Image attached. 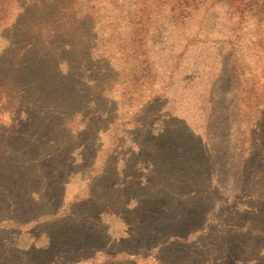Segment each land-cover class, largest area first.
Here are the masks:
<instances>
[{
	"label": "rangeland",
	"instance_id": "obj_1",
	"mask_svg": "<svg viewBox=\"0 0 264 264\" xmlns=\"http://www.w3.org/2000/svg\"><path fill=\"white\" fill-rule=\"evenodd\" d=\"M78 1L82 8L89 3V0ZM105 1L94 0L99 14L96 24L94 23V30L90 33V39L86 43V49L79 53L72 47L63 48L62 45L66 43L63 40L65 38L57 37L51 44L38 42L36 52L39 51L44 54L42 56H50L54 60L59 59L57 56H60L70 61L71 73L78 78L72 76L69 82L72 91L79 87L73 79L86 82L89 78H93L96 81L95 92L104 94L93 96L88 93L84 97L86 100L84 106H81L85 108L78 113L93 122L96 115L94 103H102L109 113L103 127L116 117L118 120L121 119V124L124 125L133 120V112L141 100L131 101L123 97L122 92L133 88L131 95L134 94L137 99L147 94L149 82L145 75L148 71L151 75H156V87L160 88L161 92L163 89V99L154 102L144 113H141L137 119L142 122V126H135L132 123L128 133L120 128V122H115L109 131L101 136V145L90 143L85 136L80 137L78 146V141L72 144L74 155L69 156L67 160L77 158L78 161L80 159L83 161L69 163L65 168L69 177L65 186L66 199L63 208L72 203L71 206L55 222L40 219L33 220L21 226L22 228L11 226L10 230L0 229V264H55V259L61 255H64L65 262L73 260L74 264H122L123 262L159 264L155 260L156 252L161 250L163 253L165 250L159 237L150 240L154 241L153 243L160 242L159 248L150 250L139 246V250H143L140 257L130 256L127 257L128 260L123 258L129 255L122 252L120 247L131 248L130 243L121 246V240L130 233V225L126 220L129 219L135 224L132 227H135L139 235L152 230L154 221L143 220V216L149 211L156 192L155 190L150 192L152 195L150 200L141 196L149 191L144 182L162 188L172 181V177L197 173L203 168L209 169L210 164L205 161L206 154L203 148L205 142L216 144L220 150L225 146L223 140L227 131L224 129L225 123L222 129L225 115L221 111L225 103L219 99L221 95L219 93L225 85V79L220 74L221 58L230 60L234 58L240 70H243L244 75L239 79L245 83L237 85L236 88H239L235 91L244 98L242 110L250 114L254 111L256 103L264 101L262 89L264 20L262 18L244 19L240 27L243 31L238 35L241 44L239 48L229 42L221 44L223 38L231 35V32L224 28L229 0H204L203 4L188 17L178 22L168 19L164 12H159L158 17L147 22L145 16L137 13L138 9L144 7V0H117L116 7L106 4L108 2ZM31 14L40 16L41 13L37 8L29 9L27 14L17 13L14 3L11 11L7 12L6 20L0 24V36L3 32L8 33L7 25L10 20H14L18 24L14 31L16 36L29 38L25 34L24 27L31 20L29 19ZM134 15L142 18L137 19V22L141 21L137 27L142 29L137 37L133 34L134 24L129 22ZM1 27L5 29L1 30ZM133 37L145 43L144 48L141 49L145 55L139 56L137 61L130 62L131 55L128 54L125 58L122 54L130 52ZM5 43L0 37V50ZM232 50L234 55L229 56ZM49 51L51 54L48 55ZM3 52H0L2 58L10 61L7 56L9 53ZM248 67L253 71L251 72ZM52 70L56 75L60 73L58 69ZM243 90H248V94L242 95ZM109 100L112 101L110 105L106 103ZM78 101L79 99L74 96L73 104H78ZM127 102H130V105H126ZM10 106L16 127L0 130V165L29 148L28 156L31 158L29 162L32 166H29L31 167L29 170L34 171L36 167L42 165L39 158L41 150L53 152L55 149L51 150L45 146L46 142L42 137H45L47 132H40L36 125V120L41 116L37 111L36 101L24 100L21 97L13 101L11 97L8 98L7 93L5 98L0 95V122L5 123L4 126L8 124L10 110L7 109ZM72 109L64 113H58L56 110L58 115H45L51 121H55L63 118L64 115L76 113V110L72 111ZM26 111L28 119H25ZM162 124H167L171 130L182 131L177 137L183 149H187L188 160L183 161L180 158L181 153L177 147H169L165 151L161 150L160 140L151 141L150 135L157 134L159 138L162 134ZM147 135L149 137L145 141L144 136ZM161 136V140L165 141L164 135ZM174 136L175 134L170 133L171 138ZM59 137H62V134ZM178 139H174V143ZM196 139L204 145H198ZM41 144L44 146H39ZM142 146L143 153L136 158V153ZM166 156L169 160H166ZM36 157L39 161L34 160ZM162 157L164 160L156 163ZM155 163L157 165H154ZM199 185L203 184L200 182ZM253 188L254 186L249 190L253 191L252 197L264 199V187L263 190L254 188L257 193ZM224 192L228 193L227 188ZM85 194L89 196L87 199L73 203L75 196L83 197ZM137 195L142 197L140 202L148 203L136 214L126 215V207L135 206ZM26 198L30 197L26 196ZM206 198L209 199V196L199 195L197 200L203 203ZM210 199L217 204L215 210L217 214L218 212L231 214L230 206L222 205L223 195L217 188L213 190ZM168 201L172 202V205L175 202L171 198ZM214 212L208 216V222L212 224L216 216ZM44 232L51 237L46 249L43 248L46 241ZM243 244L240 246L241 253L247 249ZM32 246L35 247L23 251ZM112 257L117 260H111Z\"/></svg>",
	"mask_w": 264,
	"mask_h": 264
},
{
	"label": "trees",
	"instance_id": "obj_2",
	"mask_svg": "<svg viewBox=\"0 0 264 264\" xmlns=\"http://www.w3.org/2000/svg\"><path fill=\"white\" fill-rule=\"evenodd\" d=\"M106 1V4L116 7L117 0ZM88 2L82 8L78 0H0V24L6 20L7 12L11 11L14 3L17 13L27 14L29 9L34 8L39 9L41 13L40 16L31 14L29 16L31 20L25 24L24 31L29 38L16 36L14 31L18 24L14 20H10L7 25L8 33L3 32L0 36L6 42L0 52L9 53L7 56L11 59L7 61L0 54V95L5 98L7 93L8 98L11 97L13 101L20 97L24 100L36 101L37 111L41 115L36 120V125L40 132H47V135L42 137L46 142L45 146L51 150L55 149L53 152L41 150L39 158L42 165L41 167L33 166L36 167L34 171H30L32 166L29 162L31 159L28 156L29 148L0 165V229L10 230L11 226L22 228L21 226L33 220L47 219L44 221L55 222L60 219L72 204L63 208L66 199L65 186L69 177L65 168L69 163L83 161V159L78 161L77 158L67 160L69 156L74 155L72 144L78 141V146L80 137L85 136L90 143L101 145V136L107 133L115 122H120V128L128 133L132 123L135 126H142V122L137 119L141 113H144L154 102L163 99V89L161 92L160 88L156 87V75H151L148 71L145 75L149 82L147 94L137 99L134 94L131 95L133 88L122 92V96L131 101L141 100L133 112V120L127 124H121V119L118 120L116 117L103 127L109 113L105 105L100 102L94 103L96 115L93 119L95 121L92 122L78 113L85 108L81 106H84L86 101L84 97L88 93L93 96L104 93L95 92L97 87L93 78H89L86 82L73 79L79 87L72 91L69 82L72 76L77 77L71 73L70 61L60 56H57L59 58L57 60L50 56L44 57L43 53L36 52V47L38 42L51 44L54 38L61 37L65 38L63 40L66 42L62 45L63 48L72 47L79 53L86 49V43L90 39V33L94 30L99 14L94 0ZM144 2V7L138 9L137 13L145 16L147 22L158 17L159 12H164L171 21L178 22L188 17L192 11L203 4L204 0H144ZM228 8L224 28L230 31L231 35L222 37L221 44L229 42L240 48L238 35L243 31L240 27L247 17L264 20V0H229ZM137 19L142 18L134 15L129 21L134 24L133 34L136 37L142 30L137 27L141 23V21L137 22ZM5 27H1V30ZM144 46L145 43H142V40L133 37L130 52L122 55L125 58L128 54L131 55L130 62L137 61L139 56L145 55V52L141 50ZM49 54H51L50 51ZM233 55L232 50L229 56ZM220 64V74L225 79V85L219 93L221 94L219 99L225 103L224 108L221 109L225 115L222 129L225 123L224 129L227 131L223 140L225 146L220 150L210 141H206L204 145L196 139L198 145H204L205 161L210 164L209 169L203 168L197 173L172 177V181L162 188L150 182H144L149 191L141 196L150 200L152 197L150 192L154 190L156 195L151 200V206L144 214L143 220L151 219L154 225L152 230L139 235L135 227H132L135 224L129 219L126 220L130 225V233L128 237L121 240V246L130 243L131 248L120 247L122 252L129 255L123 257L126 260L130 256H141L143 250H139V246L151 250L155 247L159 248L161 242L165 250L163 253L159 250L155 256L159 264H264V199H254L253 191H249L252 186L261 190L264 187V101L256 103L254 111L250 113L251 117L250 114H246L242 110L244 98L235 93L239 88L236 86L245 83L239 79L244 75L243 70H240L234 58L231 60L221 58ZM248 68L251 72L253 71L251 67ZM52 69H58L60 73L56 75ZM262 89L264 93V86ZM247 91L243 90L241 94H248ZM74 96L79 99L76 105L73 104ZM106 103L110 105L112 101L109 100ZM126 105H130V102ZM11 109V106L7 109L10 110L8 124L4 126L5 123L0 122V130L16 127ZM70 109L76 110V113L64 115L63 118L55 119V121H51L46 116L58 115L56 110L58 113H64ZM7 110L4 111L7 112ZM28 118L26 111L25 119ZM92 123L95 125L93 126ZM167 124H162V134L159 138L157 134L150 135L151 141L160 140L161 150L165 151L169 147H177L181 153L180 158L183 161L188 160L187 149H183L178 139L180 136L178 134L182 131L171 130ZM170 133L175 136L171 138ZM60 134L62 137H59ZM161 135H164L165 141L161 140ZM148 137L149 135L144 136L145 141ZM174 139H178L177 142L174 143ZM142 153L143 146L138 149L136 158ZM39 158L36 157L34 160L39 161ZM156 163L154 165H157ZM154 171L157 173L156 170ZM200 182L203 185H199ZM215 188L223 195L222 205L230 206L231 214L226 215L222 212L217 214L215 211L217 204L210 199ZM226 188L227 194L224 192ZM254 188L253 190L257 193L258 191ZM199 195L209 196V199L206 198L203 203H199L197 200ZM138 196H135V206L126 207V215L136 214L148 203L140 202L142 197ZM88 197L86 194L83 197L75 196L73 203L81 202ZM170 198L175 201L173 205L168 201ZM212 212L216 215L213 224L208 222V216ZM44 236L46 241L43 248L46 249L51 237L46 232ZM158 237L161 240L159 243L150 241ZM242 244L247 247L244 253L240 251ZM33 247L35 246L23 251H29ZM111 260L115 261L117 258L112 257ZM74 262L73 260L65 262L64 255L55 259V264H74Z\"/></svg>",
	"mask_w": 264,
	"mask_h": 264
}]
</instances>
